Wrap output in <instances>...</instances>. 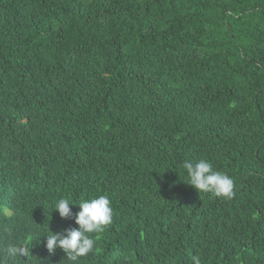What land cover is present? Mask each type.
Wrapping results in <instances>:
<instances>
[{
	"label": "trees",
	"instance_id": "obj_1",
	"mask_svg": "<svg viewBox=\"0 0 264 264\" xmlns=\"http://www.w3.org/2000/svg\"><path fill=\"white\" fill-rule=\"evenodd\" d=\"M2 145L16 232L0 264L48 254L57 198L77 202L71 224L78 199L112 188L129 193L120 242L151 243L146 264H264V0H0ZM114 158L130 177L114 176ZM201 159L233 195L173 205L184 161ZM201 216L211 232L194 227ZM93 252L48 261L94 264Z\"/></svg>",
	"mask_w": 264,
	"mask_h": 264
},
{
	"label": "clouds",
	"instance_id": "obj_2",
	"mask_svg": "<svg viewBox=\"0 0 264 264\" xmlns=\"http://www.w3.org/2000/svg\"><path fill=\"white\" fill-rule=\"evenodd\" d=\"M160 126L153 123L150 126V135L155 136L159 133ZM30 146L33 142L26 141ZM10 148L0 147V165L9 164L15 156L14 152H8ZM107 168V164H106ZM109 168L114 176H131V162L127 158H114L109 161ZM184 177L179 176L172 184L170 198L177 207L181 202L189 203V206L202 201L206 193L216 196L231 198L233 195L234 182L226 174L214 170L210 161L201 159L197 162L185 160L183 163ZM165 186V185H164ZM163 186V187H164ZM109 190L96 196L86 195L78 200L79 209L75 212V220L68 224L67 218H72L73 213L70 205L77 202H70V198L59 197L52 202L51 210L59 213L60 221L51 222L50 230L46 232L43 241L46 243V252L43 259L37 261L32 255L24 256L18 262L8 264H51L48 259L50 255H58L62 258L67 254V258L76 261L93 252L92 259L94 264H117L121 262H133L131 264H146L142 258L147 255L153 256L151 243H138L137 253L121 244L122 230L119 225L118 214L122 209L124 198L129 193L115 192ZM112 192V197L109 194ZM0 193L5 192L0 190ZM5 198H9L8 195ZM7 202V204L5 203ZM14 211L10 209V203L6 200L0 201V243L6 242L16 230L10 227V221ZM195 228L205 232H211L212 224L208 216H201L195 220ZM42 236V235H41ZM25 249L10 248L8 255L11 257L24 255ZM243 254L247 253L245 248ZM3 252L0 253V259ZM193 264H201L198 256L192 258ZM158 264V261H152Z\"/></svg>",
	"mask_w": 264,
	"mask_h": 264
}]
</instances>
